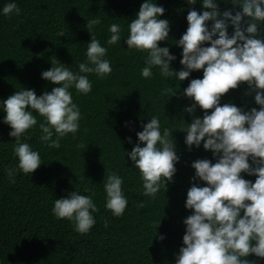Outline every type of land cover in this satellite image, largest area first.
Here are the masks:
<instances>
[{"label":"trees","instance_id":"1","mask_svg":"<svg viewBox=\"0 0 264 264\" xmlns=\"http://www.w3.org/2000/svg\"><path fill=\"white\" fill-rule=\"evenodd\" d=\"M0 264H264V0H0Z\"/></svg>","mask_w":264,"mask_h":264}]
</instances>
